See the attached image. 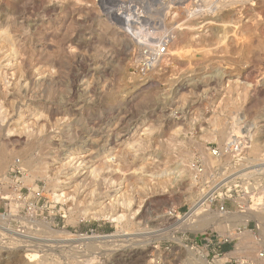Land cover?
Here are the masks:
<instances>
[{
    "label": "rangeland",
    "instance_id": "obj_1",
    "mask_svg": "<svg viewBox=\"0 0 264 264\" xmlns=\"http://www.w3.org/2000/svg\"><path fill=\"white\" fill-rule=\"evenodd\" d=\"M0 3V140H5L0 143L8 147L0 170V264H196L163 235L170 229L163 216L169 208H185L194 199L190 164L207 159L209 167L216 166L209 152L233 136L242 135L249 142V164L264 163V93L257 97L254 91L264 85V0ZM224 13L229 19L216 21ZM235 82L239 86L233 87ZM21 125L26 129L20 130ZM134 143L136 147L130 145ZM74 144L79 147L78 172L62 165L65 150ZM16 159L21 162L15 173L11 163ZM229 161L225 160L227 166ZM92 163L101 167L94 172L98 182L94 173H89L91 180L87 174ZM142 164L146 168L140 173ZM175 166L185 171L180 181H166L173 175L165 173L151 179V174H158L152 172L172 171ZM69 171L78 173L76 178L67 180ZM255 178L264 183V168ZM136 186L146 189L133 191ZM59 192L64 194L59 197ZM182 192L185 196L176 200ZM147 198L167 200L149 206L146 215L133 214ZM227 207L234 209L235 203ZM91 209H98L99 216ZM118 215H123L121 220H115ZM75 237L94 238L77 243ZM255 249L263 247H255L253 253ZM230 250H218L224 257L220 264H231V258L264 264L249 255L224 256ZM197 251L204 259L206 250ZM208 251V264H216L217 257Z\"/></svg>",
    "mask_w": 264,
    "mask_h": 264
},
{
    "label": "built area",
    "instance_id": "obj_2",
    "mask_svg": "<svg viewBox=\"0 0 264 264\" xmlns=\"http://www.w3.org/2000/svg\"><path fill=\"white\" fill-rule=\"evenodd\" d=\"M164 52L160 47L159 54ZM146 64L150 58H146ZM244 136H233L222 148L211 150L210 158L216 162V166L209 167L207 159L196 160L190 164V182L195 192L194 199L185 208L171 207L165 211L164 216L174 227V234H181L182 242L197 250L205 249L204 259L208 264L210 256L209 249L214 257L221 256L218 250L235 249L236 237L248 230L253 235L255 243L262 241L264 233V183H257L255 176L263 172L264 163L249 164L245 151L249 148V142ZM230 160L228 166L225 160ZM13 172H20V161L18 159L11 163ZM247 168L252 170L247 171ZM8 179V178H7ZM231 191L239 192L235 197ZM235 203L234 209H228L227 203ZM215 211L219 214L216 224L208 225L206 228L179 229L183 224H192L199 216H205ZM249 215L246 224H238L234 218L226 220V215ZM237 225H233V224ZM257 234L258 237L254 236ZM259 246L261 244H258ZM225 249V250H227ZM232 250L228 251L230 253ZM225 253L224 256L227 254ZM259 259L264 257V247L259 251ZM229 256V255H226ZM216 259V258H215ZM231 264H242V260L231 258ZM223 262L222 264H227ZM246 263V262H244Z\"/></svg>",
    "mask_w": 264,
    "mask_h": 264
},
{
    "label": "bare ground",
    "instance_id": "obj_3",
    "mask_svg": "<svg viewBox=\"0 0 264 264\" xmlns=\"http://www.w3.org/2000/svg\"><path fill=\"white\" fill-rule=\"evenodd\" d=\"M2 2V1H1ZM221 2V1H220ZM5 3H6V1H5ZM235 3V2H234ZM1 4V3H0ZM221 4V3H220ZM242 4V3H241ZM224 5V6H223ZM222 7L221 8H223V7H225V4H222L221 5ZM215 8H218L217 6H215ZM220 8V7H219ZM224 9V8H223ZM236 9V8H235ZM220 10H222V9H220ZM224 12V11H223ZM241 12V11H240ZM244 12H246V11H244ZM243 12V13H244ZM230 15H232V14H230ZM233 16V15H232ZM229 17V15L228 14H226V13H224L223 15H222V18H220V19H218V20H216V21H219V22H224L223 20L225 19L226 20V18H228ZM1 18V17H0ZM236 18H238V17H236ZM229 19V18H228ZM4 23V22H3ZM4 24H6V23H4ZM13 25V24H12ZM220 25V24H219ZM218 26V25H217ZM7 27V26H6ZM5 26H4V29L6 28ZM198 27V26H197ZM204 27V26H203ZM220 28V27H219ZM222 28V27H221ZM7 29V28H6ZM3 30V29H2ZM247 31V30H246ZM3 32V31H2ZM2 32L0 33V34H2ZM212 33V32H211ZM247 33V32H246ZM5 34H7V33H5ZM249 34H250V32H249ZM252 34V33H251ZM224 35V34H223ZM1 36H3V35H1ZM251 36V35H250ZM4 37V36H3ZM9 37V36H8ZM7 37V38H8ZM2 38V37H1ZM5 38H6V36H5ZM10 38H11V36H10ZM9 38V39H10ZM13 38V37H12ZM207 38V37H206ZM217 39V38H216ZM249 39V38H248ZM253 39V38H252ZM5 40V39H4ZM11 40H13V39H11ZM7 41V40H6ZM8 41H10V40H8ZM216 41V40H215ZM219 41V40H218ZM250 41V40H249ZM248 41V42H249ZM11 43H14L13 41L11 42ZM11 45V44H10ZM13 45L14 44H12V47H13ZM242 45V44H241ZM11 47V46H10ZM252 48V47H251ZM14 49V48H13ZM15 49H18L19 50V48L17 47V48H15ZM14 49V50H15ZM247 49H249V48H247ZM11 50H12V48H11ZM17 50V51H18ZM250 50V49H249ZM16 51V50H15ZM8 52H9V50H8ZM6 53V54H4V55H6L7 56V54H9V53H12L13 54V56H14V51L12 50L11 52H9V53ZM4 53V52H3ZM20 53V52H19ZM19 53H17V54H19ZM16 55V54H15ZM198 55V54H197ZM17 56V55H16ZM8 57V56H7ZM11 57V56H10ZM9 57V58H10ZM15 57V56H14ZM258 58V57H257ZM1 59H2V57H1ZM0 59V60H1ZM5 59V58H4ZM14 59V58H13ZM3 60V59H2ZM1 60V61H2ZM6 61H7V64L9 63V59H5ZM202 60H204L203 58H202ZM17 62V60L15 61V63ZM14 63V62H13ZM13 63L11 62L10 63V65H13ZM166 63V62H165ZM196 63V62H195ZM247 63V62H246ZM261 63V62H260ZM2 64V63H1ZM4 64H6V63H4ZM3 64V65H4ZM204 64V63H203ZM16 65V64H15ZM184 65V64H183ZM7 66V65H6ZM254 66V65H253ZM0 67H2V66H0ZM251 67V66H250ZM179 69V68H178ZM181 69V68H180ZM201 69V68H200ZM242 69V68H241ZM248 69V68H247ZM252 69V68H251ZM1 70V69H0ZM204 70H205V68H204ZM253 70V69H252ZM3 71H1L0 73H2ZM249 72V71H248ZM14 73V72H13ZM12 73V74H13ZM254 73V72H253ZM4 74V73H3ZM3 74H2V76H3ZM11 74V73H10ZM199 74V73H198ZM6 75V74H5ZM8 75V74H7ZM240 75V74H239ZM243 75V74H242ZM249 75H251V74H249ZM254 75V74H253ZM210 76V75H209ZM238 76V75H237ZM4 77V76H3ZM3 77H1V78H3ZM6 77V76H5ZM199 77V76H198ZM197 77V78H198ZM205 77H207V76H205ZM218 77V76H217ZM247 77V76H246ZM251 77H253V76H251ZM250 77V78H251ZM20 78V77H19ZM199 78H202V77H199ZM204 78V77H203ZM248 78H249V76H248ZM261 78V77H260ZM209 79V78H208ZM207 79V80H208ZM218 79V78H217ZM239 79V78H238ZM238 79H235V80H238ZM262 79V78H261ZM0 80H2V79H0ZM6 80V79H5ZM184 80V79H183ZM249 80V79H248ZM264 80V79H263ZM192 81V80H191ZM190 81V82H191ZM198 81V80H197ZM202 81V80H201ZM183 82V81H182ZM203 82V81H202ZM229 82H230V80H229ZM242 82V81H241ZM263 82V81H262ZM200 83V82H199ZM204 83H205V80H204ZM228 83V82H227ZM231 83H233V82H230L229 84L231 85ZM238 84H239V80H238V82H237ZM250 84H251V82H249ZM248 83V84H249ZM257 83V82H256ZM150 84V83H149ZM191 84H193V86L191 85ZM190 85L194 88L195 86H194V84H195V80H194V82L193 83H191ZM235 84H236V82H235ZM244 84V83H243ZM242 84V85H243ZM188 85V84H187ZM196 85V84H195ZM180 86V85H179ZM189 86V85H188ZM190 86V87H191ZM197 86L199 87V84H197ZM232 86V85H231ZM237 86H239V85H237L236 84V86L233 84V87H237ZM9 87V86H8ZM185 87H187V86H185ZM244 87H245V85H244ZM251 87H253V86H251ZM4 88V87H3ZM147 88V87H146ZM148 88H149V86H148ZM183 88V87H182ZM196 88V87H195ZM214 88V87H213ZM230 88V87H229ZM242 88V87H241ZM181 89V88H180ZM234 89V88H233ZM243 89V88H242ZM245 89H248V88H245ZM140 90V89H139ZM183 90H185V89H183ZM203 90V89H202ZM148 91V90H147ZM177 91V90H176ZM176 91H174L175 93H176ZM192 91V90H191ZM234 91V90H233ZM245 91V90H244ZM256 93H257V97H258V94H263L264 93V85H261V86H256V88H255V90H254ZM137 92V91H136ZM172 92V91H171ZM177 92H179V91H177ZM182 92V91H181ZM180 92V93H181ZM241 92H243V91H241ZM252 92V91H251ZM12 93V92H11ZM16 93V92H15ZM207 93V92H206ZM253 93V92H252ZM146 94V93H145ZM173 94V93H172ZM234 94V93H233ZM236 94V96L238 95V94H240L239 92H238V94L237 93H235ZM241 94H243V93H241ZM246 94V93H245ZM180 95H182V94H180ZM248 96H249V93L247 94ZM240 97H241V95H239ZM142 97V96H141ZM146 98L147 97V95L145 96H143L142 98ZM183 97H185V96H183ZM186 97H187V95H186ZM246 97V96H245ZM253 97V96H252ZM148 98V97H147ZM146 98V99H147ZM172 98H174V97H172ZM179 98V97H178ZM239 98V97H238ZM238 98H235V99H238ZM251 98V97H250ZM253 99V98H252ZM188 100V99H187ZM190 100V99H189ZM147 101V100H146ZM175 101V100H174ZM184 103H186V102H184ZM113 106V105H112ZM196 107V106H195ZM198 107V106H197ZM0 111L2 112L3 110H1L0 109ZM5 111V110H4ZM3 113V112H2ZM2 113H0V114H2ZM38 113V112H37ZM34 114V113H33ZM261 114H263V113H261ZM38 115H40V114H38ZM1 116V115H0ZM3 116V115H2ZM31 116V115H30ZM34 116H37L36 114L34 115ZM109 116V115H108ZM107 116V117H108ZM262 116V115H261ZM41 117V116H40ZM43 117V116H42ZM120 118V117H119ZM259 118V117H258ZM31 119H33V117L31 116V118H30V120ZM34 119H35V117H34ZM33 119V120H34ZM29 120V119H28ZM36 120V119H35ZM39 120V119H38ZM37 120V121H38ZM107 120V119H106ZM260 120V119H259ZM29 122V121H28ZM27 122V124H29ZM32 122V123H31ZM34 122H36V121H34ZM33 121H30V123L31 124H33L34 123ZM21 124V123H20ZM27 124L25 123V124H23V125H26V127H28L27 126ZM23 125H21V127L19 128L20 130H21V128L22 129H24L25 128V126H23ZM43 126V125H42ZM41 126V127H42ZM24 127V128H23ZM122 127V126H121ZM261 127V126H260ZM263 127V126H262ZM44 128V127H43ZM17 129V128H16ZM15 129V130H16ZM26 129V128H25ZM20 130H18L17 129V131H19L20 132ZM37 130V129H36ZM9 131V130H8ZM17 131H14V129H13V132H15V133H17V135H18V133L19 132H17ZM42 131V130H41ZM110 131V130H109ZM144 131V130H143ZM225 131V130H224ZM12 132V131H11ZM116 132V131H115ZM142 133V132H141ZM148 133H150L149 131H148ZM225 133H229V132H225ZM12 134V133H11ZM111 134V133H110ZM117 134V133H116ZM122 134V133H121ZM144 134V133H143ZM151 134V133H150ZM149 134V135H150ZM10 134L8 133V136H9ZM13 135V134H12ZM120 135V134H119ZM15 136V135H14ZM66 136V135H65ZM18 137V136H17ZM117 138H118V136H117ZM7 139V138H6ZM69 140V139H68ZM71 140V139H70ZM87 140V139H86ZM86 140H84V141H86ZM131 140V139H130ZM134 140V139H133ZM3 141H5V140H3ZM3 141H1L0 140V142H3ZM7 141V140H6ZM12 141H14V140H12ZM57 141H58V139H57ZM72 141H73V139H72ZM92 141V140H91ZM94 141V140H93ZM92 141V142H93ZM129 141V140H128ZM129 142H131V141H129ZM134 142V141H133ZM133 142H131V143H133ZM146 142H148L147 140H146ZM7 143H9V142H7ZM12 143V142H11ZM13 143H15V142H13ZM54 143H56V142H54ZM86 143V142H85ZM94 143V142H93ZM95 143H96V141H95ZM125 143V142H124ZM92 143H90V145H91ZM129 144V143H128ZM137 143H134V144H130V145H132V146H134V147H136L135 145H136ZM5 145H7V144H5ZM110 145V144H109ZM114 145V144H113ZM125 145H127L126 143H125ZM129 145V147H131ZM58 146V145H57ZM83 147V146H82ZM105 148H106V146H104ZM109 147V146H108ZM128 147V148H129ZM137 147H139L138 145H137ZM8 148V147H7ZM2 143H0V170L3 168V166H5L4 164L6 163L5 161H6V159H7V156H8V149H7ZM118 148V147H117ZM126 148V147H125ZM128 148H127V150H128ZM85 149V148H84ZM95 149V148H94ZM111 149V148H110ZM109 149V150H110ZM130 149V148H129ZM137 149V148H136ZM78 150H79V147L78 148H76L75 147V144L74 145H71V146H68L67 147V149L65 150V153H64V156H63V166H66L67 165V168H70L72 171H76V172H78L77 171V167H78V165L76 166V163H77V160L80 162V157H78L79 155H78ZM87 150V149H86ZM96 150V149H95ZM95 150L93 151V153L95 152ZM113 150V149H112ZM115 150V149H114ZM118 150H119V148H118ZM117 150V151H118ZM121 150V149H120ZM124 150V149H123ZM131 150L133 151V150H135V148L133 149V148H131ZM92 151V150H91ZM111 151V150H110ZM104 152V151H103ZM121 152H122V150H121ZM89 153H91V152H88V153H86V154H89ZM111 153V152H110ZM119 153H120V151H119ZM119 153H118V156L117 157H120L119 156ZM21 154V153H20ZM25 153H23V155H24ZM83 154V153H82ZM121 154H123V156L121 155ZM78 155V156H77ZM90 155V154H89ZM115 155V154H114ZM120 155L122 156V157H124L125 156V154L124 153H120ZM131 155H133L134 156V153L133 154H131ZM19 156V155H18ZM25 156V155H24ZM93 156H94V154H93ZM92 156V157H93ZM104 156V155H103ZM110 156V155H109ZM137 156V155H136ZM26 157V156H25ZM82 157V156H81ZM89 157V156H88ZM135 157V156H134ZM20 158H23V156L22 157H20ZM19 158V159H20ZM30 158V157H29ZM83 158V157H82ZM81 158V159H82ZM86 158V157H85ZM109 158V157H108ZM116 158V157H115ZM114 158V159H115ZM31 159V158H30ZM98 159V158H97ZM104 159V158H103ZM107 159V158H106ZM105 159V161H104V163L102 164V163H100V164H102V166L103 165H105V162L107 161ZM133 159V158H132ZM150 159V158H149ZM87 160V159H86ZM95 160V159H94ZM111 161H113L112 159H110ZM120 160V159H119ZM26 161V160H25ZM27 161H29L28 159H27ZM85 161V160H84ZM83 161V162H84ZM91 161V160H90ZM21 162V161H20ZM82 162V163H83ZM94 162H96V160L94 161ZM29 163V162H28ZM28 163H26V165H29ZM108 163H109V161H108ZM23 164V163H22ZM31 164V163H30ZM86 164V163H85ZM93 164H96L97 165V163H92V164H90V166H88V167H90V168H92L93 167ZM99 164V165H100ZM106 164H107V162H106ZM24 165H25V163H24ZM25 165V166H26ZM82 166H83V164H81ZM108 165H111V162L108 164ZM107 165V166H108ZM118 165V164H117ZM133 165V164H132ZM181 165V164H180ZM25 166H24V168H25ZM58 166H60V165H58ZM142 166H143V164H142ZM145 166V165H144ZM139 167V168H137V170L138 171H140V173L142 172L141 170H143V169H140V168H146V167ZM35 167V166H34ZM87 167V166H86ZM104 167V166H103ZM106 167V166H105ZM110 167V166H109ZM27 168H29V167H27ZM26 168V169H27ZM61 168V166L58 168V169H60ZM107 168V167H106ZM56 169V168H55ZM100 169H101V167H100ZM100 169H98L97 167H93V169H91L87 174H89V173H91V174H93L94 172H96L97 170V172H99V171H101ZM105 169V168H104ZM108 169V168H107ZM165 169V168H164ZM57 170V169H56ZM88 170V169H87ZM112 170V169H111ZM123 170V169H122ZM135 170V169H134ZM35 171V170H34ZM59 171V170H58ZM64 172H65V170H63ZM72 171H69V172H72ZM138 171H136L135 170V173L136 172H138ZM145 171V170H144ZM143 171V172H144ZM160 172H156V171H154V172H152V173H158V174H151L150 176H151V179H152V175H156V176H160V175H162L163 173H165V176H169V175H173L170 179H166V181L168 180V181H170L171 180V183H175L177 180H179L178 178H180V177H182V175H183V172H185L184 171V169H183V167L182 168H179L178 166H175V168H173V170L171 171V170H159ZM33 172V171H32ZM63 172V173H64ZM75 172V173H76ZM80 173H82L81 171H79ZM119 172H120V169H119ZM127 172H128V170H127ZM131 172V171H130ZM142 172V173H143ZM74 172H72V173H70V177L68 176H66V179L68 180V179H72L73 177H75L78 173H76L75 174ZM84 173V172H83ZM102 173V172H101ZM101 173H100V175H101ZM104 173H105V171H104ZM139 173V172H138ZM139 173V174H140ZM160 173V174H159ZM87 174H85V175H87ZM91 174H89L90 176H91ZM96 174H98V173H94V175H95V178L98 176L99 177V175H96ZM128 174V173H127ZM127 174H125V175H127ZM137 174V173H136ZM66 175V174H65ZM69 175V174H68ZM93 175V176H94ZM124 175V176H125ZM129 175H131V174H129ZM141 175V174H140ZM140 175H137V176H140ZM143 175V174H142ZM84 176V175H83ZM147 176V175H146ZM155 176V177H156ZM3 177V176H2ZM55 177V176H54ZM86 177V176H85ZM89 177V176H88ZM103 177V176H102ZM101 177V178H102ZM154 177V176H153ZM6 178V177H5ZM5 178H4V180H5ZM76 178V177H75ZM82 178H84V177H82ZM93 177L91 176L90 177V180L92 179ZM104 178V177H103ZM89 179V178H88ZM94 179V178H93ZM99 179V178H98ZM117 179V178H116ZM118 179H120V180H122L121 178H118ZM56 180H59V179H55L54 181H56ZM81 180V179H80ZM83 180V179H82ZM97 181V178L96 179H94V181ZM103 180H105V178L103 179ZM102 180V181H103ZM114 180V179H113ZM137 181H138V178L136 179ZM139 180H143V179H139ZM5 181H7V179L5 180ZM64 181V180H63ZM62 180L61 181H59V182H63ZM66 181V180H65ZM109 181V180H108ZM144 181V180H143ZM148 181V180H147ZM180 181V180H179ZM58 182V183H59ZM98 182V181H97ZM117 183L116 184H122V182H119V180H117L116 181ZM55 183V182H54ZM53 183V184H54ZM56 183H57V181H56ZM66 183V182H65ZM88 183H90V182H88ZM113 182H111L110 183V185L112 184ZM139 183V182H138ZM83 184V183H82ZM109 184V183H108ZM57 185V184H56ZM107 185V184H106ZM113 185V184H112ZM133 185V184H132ZM137 185V184H136ZM144 185H145V181H144ZM168 185V184H167ZM54 186V185H53ZM131 186V185H130ZM134 186V185H133ZM143 186V185H142ZM107 187V186H106ZM110 187V186H109ZM137 187V186H136ZM140 187V186H139ZM139 187H137V188H135V187H131L132 189L133 188H135V189H133V191H138V188ZM162 187V186H161ZM168 187V186H167ZM56 188H58V187H56ZM118 188H120V187H118ZM140 188H142L143 190L144 189H146V188H143V187H140ZM55 189V188H54ZM115 189V188H114ZM96 190V189H95ZM93 190H91V192H92ZM145 191V190H144ZM88 192V191H87ZM90 192V191H89ZM95 192V191H94ZM124 192V191H123ZM123 192H121V193H123ZM60 193V192H59ZM96 193H98V191L96 192ZM125 194H126V192H124ZM63 194H64V192H63ZM62 193H60V194H57V195H59V197L61 196V195H63ZM90 195L92 194V193H89ZM87 195V194H86ZM98 195H99V193H98ZM119 195V194H118ZM184 195V193L182 192V193H180L179 195H177V197H176V200H181V197ZM94 195L92 194V197H93ZM120 196H122L121 194H120ZM123 196H125V195H123ZM185 196V195H184ZM183 196V197H184ZM91 197V196H90ZM91 197V198H92ZM96 197H98V196H96ZM95 197V198H96ZM115 197V196H114ZM126 197H127V194H126ZM125 197V198H126ZM129 197V196H128ZM128 197L126 198V200L128 199ZM182 197V198H183ZM188 197L190 198L191 197V194L190 195H188ZM88 198V197H87ZM90 198V199H91ZM117 198V197H116ZM120 198V197H119ZM125 198H124V203H125ZM186 198V197H185ZM90 199L88 200V201H90ZM93 199V198H92ZM91 199V200H92ZM121 199V198H120ZM187 199V198H186ZM111 201H112V199H110ZM113 200H118V199H113ZM149 199L147 198L146 200H145V203L141 206V209L140 210H135V213H133V214H142L143 213V215H146L147 213H148V211H149V206L151 207V208H154L155 206H157V205H159L160 203H162L163 201H165V200H167V198H157V199H151V200H149ZM111 201H109V202H111ZM97 202V201H96ZM100 202V201H99ZM116 202V201H115ZM119 202V201H118ZM122 202V201H121ZM121 202H119V204H121ZM126 203H127V201H126ZM125 203V204H126ZM147 203V204H146ZM167 203V202H166ZM89 203H87V205H88ZM104 204V203H103ZM103 204H102V206H103ZM108 204V203H107ZM111 203H109V205H110ZM113 205H114V202L112 203ZM127 205V204H126ZM128 205H129V203H128ZM147 205V206H146ZM161 205V204H160ZM111 206V205H110ZM115 206V205H114ZM98 207V206H97ZM107 207V206H106ZM124 207V206H123ZM144 207H146L145 209H144ZM94 208V207H93ZM92 208V209H93ZM103 208V207H102ZM157 208V207H156ZM86 209V208H85ZM90 209V208H89ZM91 209V210H92ZM96 209V208H95ZM101 209V207L99 208V210ZM98 210V209H97ZM93 211L92 210V212H94V214H96V213H98L99 212V210L98 211ZM102 210V209H101ZM100 210V211H101ZM91 212V211H90ZM88 214H91V213H88ZM105 214V213H104ZM109 214V213H108ZM93 215V214H92ZM102 215V214H101ZM113 215V214H112ZM95 216H99V214L97 215H95ZM108 216V215H107ZM122 216L123 215H118L117 217H115V220H121L122 219ZM219 217V214L218 213H216L215 211H212L210 214H206L205 216H199L198 218H196V221H194L192 224H183L181 227H179V229H182V230H184V229H198V228H201V229H203V228H206L208 225H212V224H216L220 219L218 218ZM226 220H228V219H232V218H234L235 220H237L239 223L238 224H246V220H248V218H249V215H234V214H231V215H226L225 217H224ZM163 219H167L166 217H164L163 216ZM160 220H162V219H159V221ZM45 224V223H44ZM233 225H237V224H233ZM40 226V225H39ZM43 226H46V225H43ZM42 227V226H41ZM168 227H170V229H168L167 231H165L164 233H163V235L165 234V237L166 238H169V239H171V240H174L177 244H178V247L181 249V251H183L184 253H186L187 255H191V257H192V260H193V262L194 263H196V264H205L206 263V261L204 260V259H202V254H200V252H198L197 251V249H195V248H192V247H190V246H188V245H186V244H184L183 242H182V240H181V238H179V237H176L175 235H174V226L170 223V225L168 226ZM44 227H42V228H40L41 229V231H44V229H43ZM43 229V230H42ZM45 229H48V228H45ZM141 229H143V228H141ZM144 229H146V228H144ZM51 230V229H50ZM55 232V231H54ZM59 232V231H58ZM63 233L66 235V236H69V233H68V231L66 232V231H63ZM47 234H49V233H47ZM51 234V233H50ZM56 234V233H55ZM232 236L233 237H236V239H238L237 240V246L235 247V249L234 250H232L230 253H227L226 255H230V254H236V255H238V257H243V256H253V259L254 260H256L257 262H261V263H264V257L262 258V259H259V251H257L256 249V253H253L254 251H253V249L256 247V248H258V244H261L259 247H264V240L262 239V241H260V243H255V241H254V239H253V235L251 234V232L250 231H248V230H244L243 232H241V233H239V234H235V233H233L232 234ZM99 237V236H98ZM97 237V238H98ZM94 238V237H93ZM92 237H75V239H73L75 242H77V243H84L85 241H87V240H89V239H93ZM96 238V237H95ZM103 238H105V237H103ZM263 238H264V236H263ZM148 240V239H147ZM97 243V242H96ZM92 244V243H91ZM94 244V243H93ZM97 244H99V243H97ZM123 244V243H122ZM142 244V243H141ZM146 244V243H145ZM90 244H88V246H89ZM101 245V244H100ZM110 245V244H109ZM148 245V244H147ZM87 246V247H88ZM92 246V245H91ZM90 246V248H95V247H91ZM112 246V245H111ZM118 246V245H117ZM97 247V246H96ZM89 248V247H88ZM102 248V247H101ZM97 249V248H96ZM93 250H95V249H93ZM117 251V250H116ZM180 251V250H179ZM106 252V251H105ZM197 253H199V256L198 257H196L195 255L197 254ZM253 253V254H252ZM106 254V253H105ZM108 254V253H107ZM111 255V254H110ZM138 255V254H137ZM225 255V256H226ZM27 257V256H26ZM28 258V257H27ZM40 258H41V256H40ZM223 258L224 257H219V258H217V259H215L214 261H215V263L216 264H220L222 261H223ZM42 259H43V257H42ZM28 260V259H27ZM116 260V259H115ZM39 262V261H38ZM44 262H45V260H44ZM26 263V262H25ZM41 263H42V261H41ZM192 263V262H191Z\"/></svg>",
    "mask_w": 264,
    "mask_h": 264
},
{
    "label": "trees",
    "instance_id": "obj_4",
    "mask_svg": "<svg viewBox=\"0 0 264 264\" xmlns=\"http://www.w3.org/2000/svg\"><path fill=\"white\" fill-rule=\"evenodd\" d=\"M227 248H228L227 246L223 247L224 250L227 249Z\"/></svg>",
    "mask_w": 264,
    "mask_h": 264
}]
</instances>
